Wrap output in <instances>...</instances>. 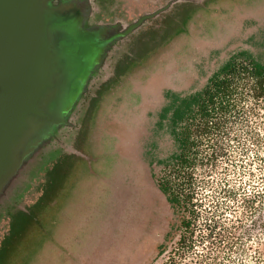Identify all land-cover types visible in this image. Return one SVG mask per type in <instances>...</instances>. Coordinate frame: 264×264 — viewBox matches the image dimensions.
<instances>
[{"label":"rangeland","instance_id":"rangeland-1","mask_svg":"<svg viewBox=\"0 0 264 264\" xmlns=\"http://www.w3.org/2000/svg\"><path fill=\"white\" fill-rule=\"evenodd\" d=\"M49 1L56 23L63 9L79 21L85 61L70 92L45 108L43 121L12 135L3 121L24 114L28 104L9 77L12 68L9 79H0V264H166L158 247L172 213L142 158L165 103L162 92L201 89L239 51L264 63V0ZM5 42L1 31L0 50ZM259 108L250 128L264 148ZM240 139L246 155L214 175L213 190L205 193L219 213L237 211L227 216L229 225H238L235 217L242 223L236 233L243 251L233 255L235 263L264 264V150ZM166 145L161 139V150ZM222 181L241 193L238 204L216 194ZM257 193L259 212L251 215L239 204L243 194L254 200ZM60 195L64 215H52ZM64 222L67 239L59 242L55 229ZM97 227L99 238L88 240ZM182 263L199 261L191 256Z\"/></svg>","mask_w":264,"mask_h":264},{"label":"trees","instance_id":"trees-1","mask_svg":"<svg viewBox=\"0 0 264 264\" xmlns=\"http://www.w3.org/2000/svg\"><path fill=\"white\" fill-rule=\"evenodd\" d=\"M0 8L12 22L11 36L28 39L23 46L27 67L16 77L26 88L28 107L23 117L6 124L12 135L34 130L46 117L45 108L70 92L85 61L81 49L87 36L76 31L79 21L70 19L64 9L56 23L49 0H0ZM162 95L165 103L154 115L151 139L142 153L173 218L158 257L167 256L166 264H183L191 256L197 264H236L233 255L243 251L236 233L242 223L235 217L238 225H229L227 216L237 211L229 213L230 207H225L219 213L205 192L213 190L211 178L232 166L236 155H246L241 136L264 150L262 139L250 128L256 109L264 106V63L248 51H239L221 63L201 89L187 94L164 90ZM248 103L252 108L247 111ZM161 139L167 142L162 150ZM216 194L236 204L241 195L226 181ZM259 199V193L254 200L243 194L239 206L254 215L259 212Z\"/></svg>","mask_w":264,"mask_h":264},{"label":"water","instance_id":"water-1","mask_svg":"<svg viewBox=\"0 0 264 264\" xmlns=\"http://www.w3.org/2000/svg\"><path fill=\"white\" fill-rule=\"evenodd\" d=\"M11 23L12 22L3 15V10L0 8V32L1 31L3 32V35L6 37V42L8 44V47H7V44L5 42L3 48L1 49L2 51L0 50V79H6V80L9 79L5 73L8 72L7 70H10L12 68L14 70L13 75H9V77H13V80L17 81V83L20 85V88L23 89L21 93V97L24 99L26 94L25 95L23 94L26 93V88L22 85V83L18 79H16V77H17L18 72L25 70L27 67L26 57H25L26 54L23 53L24 51L23 46L25 45V43H27L28 39L24 37H20V36L19 37L11 36V33L9 31ZM25 39L26 41H24ZM15 51H16V54H14ZM9 57L13 61V65L11 67H8L10 63ZM26 102L28 104V101ZM25 113L13 120L9 119L7 120V122L3 121L4 124L2 126L5 127V131L7 132L6 124L13 122L16 119H19L20 117H23Z\"/></svg>","mask_w":264,"mask_h":264},{"label":"crops","instance_id":"crops-1","mask_svg":"<svg viewBox=\"0 0 264 264\" xmlns=\"http://www.w3.org/2000/svg\"><path fill=\"white\" fill-rule=\"evenodd\" d=\"M66 184V183H64ZM110 189L112 190L113 189V186L111 184L110 186ZM65 199L63 198V195H60L58 197H56L52 203V215H64L63 211L65 209V207L67 206V203H65ZM64 208V209H63ZM110 214V213H109ZM125 215H128V213H125ZM106 217V216H105ZM105 217L103 219H101L99 222H98V227L100 226V224L105 220ZM67 224L64 222V224H60V225H57L56 226V235H55V239L59 242H65L66 239H67V236L66 234L62 233L61 232V229L63 227H65ZM98 227H97V231L94 232L92 235L89 236L88 240H97L99 238V232H98Z\"/></svg>","mask_w":264,"mask_h":264}]
</instances>
